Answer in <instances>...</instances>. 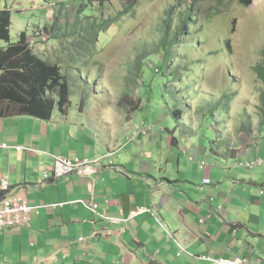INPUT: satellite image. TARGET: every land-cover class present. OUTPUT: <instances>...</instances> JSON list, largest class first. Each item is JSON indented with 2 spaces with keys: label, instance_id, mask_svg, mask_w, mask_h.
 Returning a JSON list of instances; mask_svg holds the SVG:
<instances>
[{
  "label": "crops",
  "instance_id": "0c3cea01",
  "mask_svg": "<svg viewBox=\"0 0 264 264\" xmlns=\"http://www.w3.org/2000/svg\"><path fill=\"white\" fill-rule=\"evenodd\" d=\"M67 111L55 109L49 121L0 119V199L18 194L32 208L27 226L0 230V264H208L205 256L264 264V165L255 174L223 170L234 156L177 140L175 126L139 136L138 147L166 133L179 151L136 150L125 163L131 152L117 153L119 139L104 142L85 114L70 118ZM98 157L90 176L43 178L55 158Z\"/></svg>",
  "mask_w": 264,
  "mask_h": 264
},
{
  "label": "rangeland",
  "instance_id": "374dc122",
  "mask_svg": "<svg viewBox=\"0 0 264 264\" xmlns=\"http://www.w3.org/2000/svg\"><path fill=\"white\" fill-rule=\"evenodd\" d=\"M88 1L99 11L100 19L107 20L116 15L118 19L115 26L103 31L99 41L94 43L89 39L82 42L79 34L72 36L71 24L76 6L71 0H0V8L6 5L10 9L11 43H15L19 33L25 31L30 48L36 55L60 65V71L69 84L67 112L70 118L85 114L89 122L94 123L95 134L104 142L119 139L117 153L131 152L130 156L124 155L125 163L135 161L136 150H148L156 155L161 154L156 151L167 152L168 148H172L173 153L179 151L175 145L169 144L166 133H162L161 141L153 133L148 149L147 143L138 147L139 136L135 141L128 142L131 133H127L136 125L150 127L152 132H162L163 128L170 130L175 126L174 117L166 112V106L160 105L164 100H167L170 111L179 109L187 112L172 129L176 131L177 140L187 137L197 147L199 142H204L230 157L243 154L252 143H259L264 149V125L261 130L258 129L261 120L257 112L264 82L254 71V68L264 66V0H254L247 8L235 0H200L197 7L201 17L198 14L194 18L200 31L197 30L199 33L193 36L187 35L182 41L180 39L182 48L178 51L179 55L168 64L170 70L175 69L174 63L180 64L177 76H169L167 68L163 76L165 79L170 77V81L163 83L164 98H158L154 91V95L151 94L154 102L149 110L142 109L141 82L148 75L144 68H150L154 61L151 42L157 36V25L171 7L174 11L170 30L173 29L178 12L182 10L179 0H102V9H99L98 2ZM181 1L189 3L188 0ZM128 3L135 5V9L126 14ZM210 8L214 9L213 16L208 13ZM53 23L52 32L50 26ZM65 24L70 28H66ZM44 27L48 28L47 31L43 30ZM0 45L3 43L0 42ZM137 62L140 63L139 68L135 66ZM170 87L171 99L168 94ZM176 90H180L179 95H176ZM230 92H236V96L223 112V95ZM210 110L212 115L204 120L202 113ZM240 116L247 119L250 126L248 137L243 131L239 135L237 133ZM76 159L71 161L76 162ZM234 163L233 159L231 164L222 168L231 170L234 166L225 168ZM259 164L255 162V167L244 171L255 169V174L259 171L256 169ZM167 170L170 171L169 166ZM207 262L210 264L209 260Z\"/></svg>",
  "mask_w": 264,
  "mask_h": 264
},
{
  "label": "trees",
  "instance_id": "16d2710c",
  "mask_svg": "<svg viewBox=\"0 0 264 264\" xmlns=\"http://www.w3.org/2000/svg\"><path fill=\"white\" fill-rule=\"evenodd\" d=\"M71 1H73L72 5L76 6L75 18L71 24L72 36L79 34L82 36V42L85 41V39L92 40V43L98 42L102 32H106L111 26H115L114 24L118 20L115 18L117 15L115 17L111 16L107 20L100 19L99 11L88 0ZM94 1L98 2L99 9H102L101 6H104V3H101L102 0ZM188 1L189 3L187 4L185 1L182 2L179 0V5H181L182 10L178 12L177 21L174 23L172 30H170V21L173 16L174 7L166 10L164 18L160 20L156 27L157 36L153 38L154 42L150 41L154 47L153 51L155 56L152 58L154 61L150 68L142 67L145 69V73H148L141 82V98L144 101V103H142L144 105L142 109L149 110L151 104L154 102L151 97L152 93L154 95V91L157 92L158 98H160V96L164 98L162 90H164L165 84L163 83H165V81L166 83L169 82L170 77L167 76L165 79L163 73L167 71L168 64L179 55L178 51L182 48V44L179 42L180 39L182 41L187 35L193 36L200 31L198 30L200 27H196V19H194L198 14L201 17L200 8L197 7L200 0ZM219 1L225 2V0ZM253 1L254 0H235L236 3L244 8L249 7ZM134 9L135 5L128 3L126 6V14ZM208 13L213 16L214 9L210 8ZM53 19L57 21L56 18ZM206 22H208V19H206ZM54 23L50 26L52 32ZM65 25L66 28H70L68 24ZM10 26V10L8 7H5L3 10H0V41L4 44V47L0 48V119L14 116H26L41 121H49L55 109L60 114H66L67 107L70 103L69 84H67L60 71V65L41 59L36 55L30 48L28 36L25 31H21L17 41L11 43ZM47 29V27L43 28L44 31H47ZM57 30L60 29L58 28ZM49 34L50 33H48V35ZM174 65L175 69L170 70L171 68H168L169 76H172V74L177 76L176 70L178 66L180 67V64L174 63ZM135 66L139 68L140 63L137 62ZM184 67L186 68V65H184ZM254 71L259 79L264 82V66H259L256 69L254 68ZM171 89L170 87L168 91L169 99L173 97ZM175 93L179 95L180 90H176ZM235 96L236 92H230L229 94L224 93L222 101L224 104L221 105L223 112L230 107V103ZM160 105L166 106V112H170L174 117L176 121L174 122L175 126H177L176 123L181 121L183 116L187 113L179 109L170 111L167 107V100H164ZM257 112L261 120L258 129L261 130L264 125V92L259 95ZM211 115L212 110L207 113L205 112V114L204 112L202 113L204 120ZM246 121L247 119L244 120L242 116H240L237 126L238 135L243 131L248 137L250 126L247 123L248 121ZM257 144L256 149L253 151L251 150L254 146L253 143L250 146L251 148L249 149L250 152H252L249 153L251 156L250 158L245 159L241 154V157L239 156L237 160L240 159L243 162H254L257 158L259 160H264V153L260 154L262 148H260L261 146L259 143ZM263 165L264 164L260 165V167ZM235 169L241 171L245 170L244 167H236Z\"/></svg>",
  "mask_w": 264,
  "mask_h": 264
},
{
  "label": "built area",
  "instance_id": "2783aa9c",
  "mask_svg": "<svg viewBox=\"0 0 264 264\" xmlns=\"http://www.w3.org/2000/svg\"><path fill=\"white\" fill-rule=\"evenodd\" d=\"M151 133H152V128L137 126L135 130L131 133V135L128 137V142L135 141L137 136H148ZM2 147L5 148L7 146L2 145ZM105 158H107V156H105ZM103 159H104L103 157H98L94 161H79L76 159V162H72L71 160H68L66 158H55L53 167L51 168L50 171H45L43 173V178H47L48 175L53 178H61L62 176L71 173H75L80 176H90L98 169ZM190 159L193 160L192 158ZM255 162H257L258 164L261 162V164L257 165L260 166L263 164L264 160L256 159L254 162H247V161L243 162L240 159L237 160L236 158L235 164L233 166L234 168L244 167V169L251 170L253 167H255L254 166ZM199 165L204 168L205 167L204 161L199 162ZM203 183L208 184L209 180L205 179ZM81 203L88 210L94 213L97 212L96 211L97 205L95 203L91 201L89 202L82 201ZM31 209L32 208L28 206L25 199L18 194H13L11 196H6L0 199V230L27 226V224L30 221L29 213ZM97 214L101 215L99 213ZM159 225L163 227L161 225V222H159ZM169 235L172 237L170 233ZM202 260H209L211 264H251L249 259L244 257L236 258L233 260L225 259V258H220L218 260H210L207 257H202Z\"/></svg>",
  "mask_w": 264,
  "mask_h": 264
},
{
  "label": "clouds",
  "instance_id": "9594fccd",
  "mask_svg": "<svg viewBox=\"0 0 264 264\" xmlns=\"http://www.w3.org/2000/svg\"><path fill=\"white\" fill-rule=\"evenodd\" d=\"M256 149V145H254L252 148H251V150L253 151V150H255ZM237 156H240L241 157V155H239V154H236L234 157H233V159L236 161V159L235 158H237ZM190 158H192V157H190ZM193 159V158H192ZM193 161V160H192ZM235 164V163H234ZM233 164V165H234ZM233 165H230L229 167H226L225 169H228V168H231Z\"/></svg>",
  "mask_w": 264,
  "mask_h": 264
},
{
  "label": "bare ground",
  "instance_id": "6f19581e",
  "mask_svg": "<svg viewBox=\"0 0 264 264\" xmlns=\"http://www.w3.org/2000/svg\"><path fill=\"white\" fill-rule=\"evenodd\" d=\"M258 159V158H257ZM219 259V258H218ZM218 259H211V260H218ZM208 261V260H207ZM210 262V261H209ZM210 264H211V262H210Z\"/></svg>",
  "mask_w": 264,
  "mask_h": 264
}]
</instances>
